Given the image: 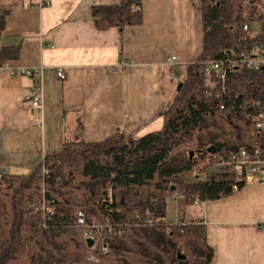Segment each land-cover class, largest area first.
Here are the masks:
<instances>
[{"label": "trees", "instance_id": "trees-1", "mask_svg": "<svg viewBox=\"0 0 264 264\" xmlns=\"http://www.w3.org/2000/svg\"><path fill=\"white\" fill-rule=\"evenodd\" d=\"M203 13V52L181 74L160 130L135 138L119 129L101 141H73L48 151L27 174L0 171V264L212 263L204 220L167 223V198L180 194L192 205L244 186L239 182L236 190L230 182L189 181L212 164L207 162L210 146L226 158L256 146L264 153V134L251 135L253 115L264 111V69L231 71L227 94L219 99L205 94L202 74L208 60L264 47V29L244 30L264 23V0H203ZM93 19L103 30L140 25L141 0L95 6ZM18 54L17 47L2 48L0 66ZM190 152L196 156L190 158ZM48 206L56 212L48 214ZM91 231L95 240L85 236ZM93 253L97 260L89 259Z\"/></svg>", "mask_w": 264, "mask_h": 264}, {"label": "crops", "instance_id": "crops-1", "mask_svg": "<svg viewBox=\"0 0 264 264\" xmlns=\"http://www.w3.org/2000/svg\"><path fill=\"white\" fill-rule=\"evenodd\" d=\"M120 1L52 0L36 8V0H0V50L19 49L0 68V171L27 174L69 142L101 141L119 129L138 138L162 128L181 74L204 49L203 0H141L140 25L99 29L93 8ZM41 67L38 78L25 73ZM189 181L244 186L192 205L171 195L166 222L204 220L211 264H264V175L244 179L212 163Z\"/></svg>", "mask_w": 264, "mask_h": 264}, {"label": "built area", "instance_id": "built-area-1", "mask_svg": "<svg viewBox=\"0 0 264 264\" xmlns=\"http://www.w3.org/2000/svg\"><path fill=\"white\" fill-rule=\"evenodd\" d=\"M52 0H36L33 7L45 8L49 7ZM244 30H249V25L244 26ZM229 56L223 60H208L204 63L202 68V74L206 82L205 94L209 97L215 96L219 99L227 94L228 87V74L236 69L248 68L251 70L264 69V47L262 45H256L252 50H242L231 51ZM2 66H0L1 68ZM43 68H37L36 70L27 69L25 73L27 75H34L37 78L42 75ZM57 75L60 80L66 79V74L64 70L59 69ZM34 106L40 105V94L37 91L33 92ZM258 105L260 103L258 102ZM223 108V107H222ZM253 128L251 135L257 137L258 134H264V111L256 113L253 115ZM207 162L217 163L229 166L233 171L238 172L241 178H250L251 173H255L264 170V153L262 146H256L253 152L247 148H241L237 151L231 152L228 157L209 153ZM3 172V171H1ZM6 173V172H4ZM238 183V182H237ZM237 183L234 184V188L237 189ZM197 203V200H196ZM46 212L48 214H54L56 212L55 207H46ZM80 222L84 223L83 214L80 213ZM94 229H99V227L93 224ZM85 236L95 240L94 233L86 232ZM103 252H106V247L102 248ZM90 260H97L95 253L89 256Z\"/></svg>", "mask_w": 264, "mask_h": 264}, {"label": "water", "instance_id": "water-1", "mask_svg": "<svg viewBox=\"0 0 264 264\" xmlns=\"http://www.w3.org/2000/svg\"><path fill=\"white\" fill-rule=\"evenodd\" d=\"M181 85H182V84L179 85V88H181ZM207 151H208L209 153H213V152L215 151V147H214V146H210V147H208ZM193 156H194V152H190V158H193ZM175 189H176V187L173 186V187H172V190H175ZM87 243H88V246L91 247V246L93 245V240H88ZM178 258H179L180 260H184V259L186 258V256L183 255V254L181 253V251H179V252H178Z\"/></svg>", "mask_w": 264, "mask_h": 264}, {"label": "rangeland", "instance_id": "rangeland-1", "mask_svg": "<svg viewBox=\"0 0 264 264\" xmlns=\"http://www.w3.org/2000/svg\"><path fill=\"white\" fill-rule=\"evenodd\" d=\"M252 26V25H251ZM253 30L255 31V30H257V31H259L260 29H261V27H260V25L259 24H253ZM259 29V30H258ZM177 85V84H176ZM255 175H259V176H262V175H264V172H256V173H254ZM201 178V177H200ZM195 179V178H194ZM173 198H170V201L172 200ZM173 201V200H172ZM168 221V220H167ZM170 224H172V223H176V218L174 219V220H170V221H168ZM12 264H29L28 262H25V261H16V262H14V263H12Z\"/></svg>", "mask_w": 264, "mask_h": 264}]
</instances>
